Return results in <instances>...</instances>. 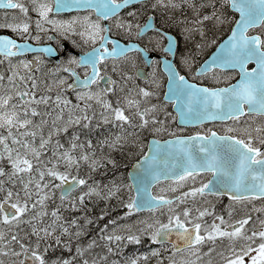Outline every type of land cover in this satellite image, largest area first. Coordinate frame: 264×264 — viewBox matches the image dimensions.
<instances>
[{
    "label": "snow or ice",
    "instance_id": "obj_1",
    "mask_svg": "<svg viewBox=\"0 0 264 264\" xmlns=\"http://www.w3.org/2000/svg\"><path fill=\"white\" fill-rule=\"evenodd\" d=\"M0 264H264V0H0Z\"/></svg>",
    "mask_w": 264,
    "mask_h": 264
},
{
    "label": "flooded vegetation",
    "instance_id": "obj_2",
    "mask_svg": "<svg viewBox=\"0 0 264 264\" xmlns=\"http://www.w3.org/2000/svg\"><path fill=\"white\" fill-rule=\"evenodd\" d=\"M68 14H70V13H67V14H64V15H68ZM41 42H46V41H41ZM165 43H166V38H165V41H164ZM152 55H162V49H161V51L159 52V53H157L156 51H153L152 52ZM204 56V55H203ZM26 58H29V57H27L26 56ZM203 58V57H202ZM56 63V62H55ZM55 63H53V62H48V64L50 65V66H52L53 64H55ZM144 64V63H143ZM140 68H142V65H138ZM143 66H145V65H143ZM144 72L147 74V72H148V68L147 67H144ZM83 73H82V71H81V75H82ZM164 81H165V79H164ZM54 90V89H53ZM171 110V109H170ZM189 127H191V126H189ZM224 202L225 203H227V199L225 198V200H224Z\"/></svg>",
    "mask_w": 264,
    "mask_h": 264
},
{
    "label": "rangeland",
    "instance_id": "obj_3",
    "mask_svg": "<svg viewBox=\"0 0 264 264\" xmlns=\"http://www.w3.org/2000/svg\"><path fill=\"white\" fill-rule=\"evenodd\" d=\"M139 65H144L143 64V61L141 60L140 61V63H139ZM46 65H44V66H42V68H41V71H40V73H39V76H40V78L42 79L45 75H44V73H45V71H46ZM160 72H159V69H158V74H159ZM139 82H141V83H143V81H139ZM175 126V125H174ZM145 213H141V215H144Z\"/></svg>",
    "mask_w": 264,
    "mask_h": 264
},
{
    "label": "water",
    "instance_id": "obj_4",
    "mask_svg": "<svg viewBox=\"0 0 264 264\" xmlns=\"http://www.w3.org/2000/svg\"><path fill=\"white\" fill-rule=\"evenodd\" d=\"M47 57H48V55L47 54H45ZM56 58V57H55Z\"/></svg>",
    "mask_w": 264,
    "mask_h": 264
},
{
    "label": "trees",
    "instance_id": "obj_5",
    "mask_svg": "<svg viewBox=\"0 0 264 264\" xmlns=\"http://www.w3.org/2000/svg\"><path fill=\"white\" fill-rule=\"evenodd\" d=\"M125 251H128L127 249Z\"/></svg>",
    "mask_w": 264,
    "mask_h": 264
},
{
    "label": "bare ground",
    "instance_id": "obj_6",
    "mask_svg": "<svg viewBox=\"0 0 264 264\" xmlns=\"http://www.w3.org/2000/svg\"><path fill=\"white\" fill-rule=\"evenodd\" d=\"M142 69V68H141Z\"/></svg>",
    "mask_w": 264,
    "mask_h": 264
}]
</instances>
